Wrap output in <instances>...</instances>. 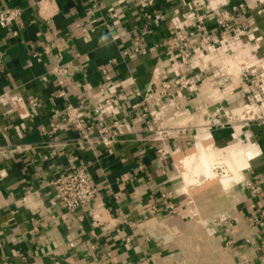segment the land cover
Listing matches in <instances>:
<instances>
[{
	"label": "crops",
	"instance_id": "crops-1",
	"mask_svg": "<svg viewBox=\"0 0 264 264\" xmlns=\"http://www.w3.org/2000/svg\"><path fill=\"white\" fill-rule=\"evenodd\" d=\"M238 3L246 7L234 12ZM12 7L25 11L18 37L0 27V147L23 149L0 154V264H264V127L204 126L248 100L240 74L264 62V0H57L48 20L30 0H0V9ZM221 11L230 12L231 29L221 26ZM180 30L187 63L173 45ZM58 64L69 68L67 97H58ZM184 73L197 88L179 89ZM163 81L173 87L156 107L179 95L190 118L185 133L164 142L145 108L134 107ZM101 88L112 104L92 114L93 124L118 122L111 144L65 128L66 104L92 113ZM210 138L213 149L258 151L238 181L232 173L197 191L180 164ZM77 168L92 175L97 195L69 212L53 181Z\"/></svg>",
	"mask_w": 264,
	"mask_h": 264
},
{
	"label": "built area",
	"instance_id": "built-area-1",
	"mask_svg": "<svg viewBox=\"0 0 264 264\" xmlns=\"http://www.w3.org/2000/svg\"><path fill=\"white\" fill-rule=\"evenodd\" d=\"M37 8L40 16L44 20L51 19L56 13L57 0H30ZM246 7L244 3L234 4L232 10L237 12ZM24 9L22 7H12L0 9V27L10 31L13 37L20 35V28H17L23 14ZM220 14L223 20L220 22L224 28L231 29L230 12L221 11ZM149 17V16H148ZM204 16L197 15V28L202 30L204 28ZM16 25V27H15ZM245 30V29H244ZM245 32V31H244ZM173 45L183 51L182 61L187 63L189 58L184 44L188 39V35L184 31H176L173 36ZM49 51V48H46ZM203 51L202 44L196 48L195 56L201 57ZM40 59V54H35ZM4 54L0 53V73L5 69L3 62ZM113 62V61H112ZM107 69H103L102 73L105 74ZM52 73L57 78V84L59 87L58 97H67V91L65 86L67 84V75L69 68L67 65H55L52 68ZM241 77L243 83L247 85V90H250L248 100L241 106L229 109L225 111V117H214L204 122V126L209 130L212 128H222L230 125H244L250 123H259L264 127V62L250 65L241 71ZM220 76L227 77L226 72H221ZM228 81V78L225 79ZM178 87L181 90L195 89V80L187 73L182 74L177 81ZM173 85L168 81H163L161 85L156 88V91L147 101L143 103H137L134 107L145 108L144 115L147 114L151 117L153 123V131L164 142L167 139L175 138L179 131L186 132V125L189 123V117H184L185 111L182 108L185 104L177 95L176 102L166 109H158L156 106L162 100V97L169 95V90ZM101 88L103 97L99 100L96 107L93 108V112L82 111L80 107L72 103H67L65 106V113L67 116V122L65 128H76L81 139L89 142L93 138L101 143H114L121 135L119 130L120 125L115 122L112 126L103 125L95 126L93 124V113L100 115L105 112L112 104L108 94ZM24 99L18 98L14 101L15 104H21ZM56 129V128H55ZM22 146L6 149L0 147V154H4L7 150L10 153H16L22 150ZM164 149H160L162 153ZM55 193L60 203L69 212H75L93 201L97 195V187L94 183L92 175L85 168H77L68 171L53 181ZM260 186L264 188V179L261 180ZM93 218L96 222H100V215L93 213Z\"/></svg>",
	"mask_w": 264,
	"mask_h": 264
},
{
	"label": "bare ground",
	"instance_id": "bare-ground-1",
	"mask_svg": "<svg viewBox=\"0 0 264 264\" xmlns=\"http://www.w3.org/2000/svg\"><path fill=\"white\" fill-rule=\"evenodd\" d=\"M257 151L254 146H248L243 147L242 150L237 151V149H234V151L228 153V149L217 150L213 149L211 144L198 143L192 153L180 164L182 165L180 167L182 168L185 182L189 186L195 184L197 181L200 185L212 179H216L222 184L229 174L219 177L215 171L217 165L227 164L232 173H235V171L237 172V170L246 166L248 158L255 155Z\"/></svg>",
	"mask_w": 264,
	"mask_h": 264
},
{
	"label": "water",
	"instance_id": "water-1",
	"mask_svg": "<svg viewBox=\"0 0 264 264\" xmlns=\"http://www.w3.org/2000/svg\"><path fill=\"white\" fill-rule=\"evenodd\" d=\"M214 140L212 138L208 139V140H205L203 142V144L205 145H208V144H211ZM193 151V148H190L187 150L186 154L185 155H189L190 153H192ZM217 183H219L218 180L216 179H212V180H209V181H206L202 184L199 185V187L196 189L197 191H203L205 189H208L209 187L213 186V185H216Z\"/></svg>",
	"mask_w": 264,
	"mask_h": 264
},
{
	"label": "rangeland",
	"instance_id": "rangeland-1",
	"mask_svg": "<svg viewBox=\"0 0 264 264\" xmlns=\"http://www.w3.org/2000/svg\"><path fill=\"white\" fill-rule=\"evenodd\" d=\"M240 147H235V148H233V149H239ZM220 150V149H219ZM219 166H221L222 167V169H221V172L220 173H218V176L219 177H222V176H226L227 174H231L232 173V171H231V169L228 167V165L227 164H220ZM220 170V169H219ZM228 171V172H227ZM217 172V171H216ZM239 170H237V172L235 171V176H236V178L234 179V181H238L240 178H239ZM234 181L232 182V183H234ZM230 186V185H229ZM228 186V187H229Z\"/></svg>",
	"mask_w": 264,
	"mask_h": 264
}]
</instances>
